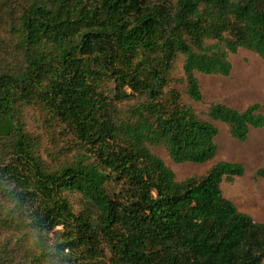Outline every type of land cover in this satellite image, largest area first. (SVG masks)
<instances>
[{
    "label": "trees",
    "instance_id": "obj_1",
    "mask_svg": "<svg viewBox=\"0 0 264 264\" xmlns=\"http://www.w3.org/2000/svg\"><path fill=\"white\" fill-rule=\"evenodd\" d=\"M240 48L264 62V0H0V264H264L220 188L244 166L176 180L151 150L201 164L216 122L264 126L196 77Z\"/></svg>",
    "mask_w": 264,
    "mask_h": 264
},
{
    "label": "rangeland",
    "instance_id": "obj_2",
    "mask_svg": "<svg viewBox=\"0 0 264 264\" xmlns=\"http://www.w3.org/2000/svg\"><path fill=\"white\" fill-rule=\"evenodd\" d=\"M229 60L232 68L228 76L196 73L204 101H219L238 109L260 103L264 113V62L256 54L242 48L229 55ZM215 126L218 128L217 151L204 163H172L162 148L151 150L172 169L176 180L201 175L220 160L240 162L244 166V174L236 177L231 184L222 182L220 188L224 197L237 209L255 221H264V177H254L256 170L264 168V126L252 129L245 141L231 138L226 126L220 122H216Z\"/></svg>",
    "mask_w": 264,
    "mask_h": 264
}]
</instances>
